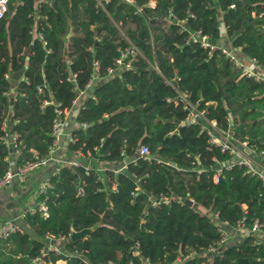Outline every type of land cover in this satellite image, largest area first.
<instances>
[{"label":"trees","instance_id":"obj_1","mask_svg":"<svg viewBox=\"0 0 264 264\" xmlns=\"http://www.w3.org/2000/svg\"><path fill=\"white\" fill-rule=\"evenodd\" d=\"M220 24L231 47L264 67V0H8L0 19V126L7 121L17 135L14 162L47 154L53 121H65L54 104L72 115L65 151L81 160L48 177L50 186L36 196L46 216L26 213L31 234L21 229L0 240V264H27L45 236L65 239L45 264H264L254 232L207 253L220 223L231 228L242 220L264 231V197L243 166L216 173L214 165L231 156L203 124L177 123L189 104L233 145L253 152L263 146L264 82L201 43L217 41ZM129 47L138 53L117 65ZM94 160L122 166L96 171ZM160 196L167 202L153 204ZM185 196L195 207L181 201ZM86 228L88 235L69 239Z\"/></svg>","mask_w":264,"mask_h":264},{"label":"built area","instance_id":"obj_2","mask_svg":"<svg viewBox=\"0 0 264 264\" xmlns=\"http://www.w3.org/2000/svg\"><path fill=\"white\" fill-rule=\"evenodd\" d=\"M7 2L8 0H0V19L2 18L3 13L6 10ZM38 38H40V35H38ZM201 43L202 45L209 46L210 48H213L214 46H216L215 44L211 45L210 41H207L205 38H201ZM217 47L220 48L221 53L229 61L233 62L236 66L240 67L241 71L245 73L247 76H250V75L254 76L256 80H260L264 82V78L251 74L249 71H247L241 66L238 58L235 55V50H239L238 48H233V47L228 48V47H221V46H217ZM137 53L138 52L135 48L129 47L120 54V57L115 60V63L121 66L123 64L122 59L125 56L129 55L132 58ZM253 63L256 66H258L254 61ZM124 65L127 66V64H124ZM93 66H96V62H93ZM107 73L111 74L112 71L108 69ZM96 75L97 74L93 73L90 76L88 86H87L89 87V89L92 87V85L96 81L97 79ZM74 76H75L74 73L69 72L66 80L69 82H73ZM37 90H39L38 87H37ZM81 94H83V92H79L78 95L80 96ZM43 103L46 104V103H51V102L45 101ZM76 103L77 102L75 100H72L71 105L74 106ZM186 106L189 108V113L187 115L186 120L194 119V117H198L202 121V124L204 125L203 128H205L210 141L218 145L221 151H227L231 156L230 159L233 160L232 163H236L238 165L243 166L247 170L248 173H250L251 175H255L259 179L260 187H261V194L264 197V143L260 149L254 152L245 148L244 143L233 145L229 140L228 132H225L219 129L218 127H216L214 121H205L204 118L202 117V112H196L193 109V107L190 106L189 104H187ZM54 113L56 117H58L59 114L61 113L64 115V117H66L67 115L70 114V111L63 110L61 112V110H59L56 107V104H54ZM0 128L3 132L6 131V128H7L6 121H3L1 123ZM65 129L66 128H65L64 121H60L58 118H56L53 121L52 126H51V132H50V135L52 136V142L45 156H42V157L34 156L33 159L26 160L22 162L21 164H15L11 162L10 160H8L7 157H5L4 159L7 162V165L5 166L3 172L0 174V189L5 187L12 181H15L16 183H21L28 173L45 165L47 162L53 160V153L55 152L56 149H58L61 141L64 140V142L66 143L72 140L71 136L68 134V132ZM16 136L17 135L14 131H13V134L10 140L6 138L5 134L1 135L0 142L4 145L9 144L13 152H15L17 150L16 145H15ZM238 145L241 146L242 149H239ZM147 153H148V150L145 146H140L138 148V155L146 157ZM71 155H72V159L70 160L64 161L63 163H59V161H57L59 164L58 166H56L53 174L51 175L56 174L58 172V169L63 165L75 166L77 163H79L81 159V154L78 153L77 151H73ZM219 169H215L216 173H218ZM100 170L102 169L96 168V171H100ZM48 177L38 185L37 194L44 192L45 188L50 186ZM214 180H216V177H214ZM80 192L81 190L78 189L77 193H80ZM159 201L165 203L167 202V199L163 196H160L159 200L157 201L153 200L152 203L157 204ZM37 204H38L37 208H31L28 211H23L19 213L18 219H23L26 213L32 214L36 210L39 211L43 217L46 216V208H45L44 203L40 201V202H37ZM257 227L258 225L256 223H253L252 228L248 229L247 227L243 225L242 220L236 221L235 225L231 228L228 227L225 222L220 223L218 224V231H219L220 237L217 241L208 245L206 251L208 254H211V255L215 254L218 251H220L221 248L225 244H227V242L229 241L234 242L239 237H242L244 235H247L253 232L256 233L253 243H261L264 246V231L261 232L257 230ZM20 230H21V227L17 219H6L0 222V240H4L7 237H9L12 233L20 231ZM44 240H45V243L43 247L39 250L37 255L28 259L27 264H45V256L49 252L58 254L60 252L61 245L65 239L62 236L57 237V238H53L51 236H45ZM105 264H112V263L107 262ZM145 264H148V263H145ZM172 264H183V261L177 258L175 262Z\"/></svg>","mask_w":264,"mask_h":264},{"label":"crops","instance_id":"obj_3","mask_svg":"<svg viewBox=\"0 0 264 264\" xmlns=\"http://www.w3.org/2000/svg\"><path fill=\"white\" fill-rule=\"evenodd\" d=\"M39 1L40 0H34L35 6ZM35 17L37 16L35 15ZM219 29H220V37L217 41H215V45L230 48L231 47L230 42L224 34V27L222 26V24H220ZM33 34H34V31H33ZM235 55L244 69H246L253 75H257V76L264 78V67L256 66L250 58L243 55L239 50H235ZM10 80H12V78H10ZM83 95L84 94H81L77 98L80 99ZM71 116L72 115L69 114L65 117L64 124H65L66 130L76 126V124L71 119ZM197 119L199 118L194 117V120H197ZM12 134H13L12 126L7 123L6 134H5L6 138L10 140L12 137ZM3 149L7 151L6 152L7 159L15 163L14 159H15L16 153L13 152V150L11 149V146L9 144H6L3 146L2 150ZM70 159H72V155L70 156L66 153L65 142L64 140H62L58 149H56L55 152L53 153V160L47 162L45 165L28 173L21 183H16L15 181H12L5 187L1 188L0 189V222L6 219H17L21 229L26 230L27 232L30 233L29 228L23 222V220L18 219L19 213L23 211H28L31 208H37L38 204L36 201V196H37L38 185L42 181H44L48 176L53 174L54 169L56 168V166H58L59 163H63L64 161H67ZM57 161H59V163ZM85 164H88V161H86ZM0 165H1V161H0ZM90 166H93L95 168H101L103 170L107 168L108 169L109 168L119 169L121 168L122 165L113 164V163H104V162H98V161L96 162L94 160V161H91Z\"/></svg>","mask_w":264,"mask_h":264},{"label":"water","instance_id":"obj_4","mask_svg":"<svg viewBox=\"0 0 264 264\" xmlns=\"http://www.w3.org/2000/svg\"><path fill=\"white\" fill-rule=\"evenodd\" d=\"M210 44H211V45H214L215 42H214V41H210ZM11 78H12L11 81H12V82H15V80L18 78V74H17V73H14V74L11 76ZM172 85H174V83H172ZM74 113H75V111L73 112V114H74ZM192 122H197V123L200 122V123H202V121H201L200 119H197V120H194V119H187V120L180 121V122H177V123H178V127H179V126H181V125H183V124H185V123H192ZM178 127H177L175 130H173L172 133H176ZM238 148H239V149H242V147L239 146V145H238ZM159 160L162 161V162H165V163H166V160H165L164 158H162V157H159ZM232 161H233L232 159H229V160L226 161L225 163L215 164L213 168H214V169H219L220 167H222V166H224V165H227V164L232 163ZM168 164H169V165H172L171 162H168ZM197 169H200V166H198ZM181 201H183V202H184L185 204H187L188 206L195 207V204H194V203L192 202V200L189 199L187 196H185L184 198H182ZM98 225H99V223L96 222V223L93 225V227H91V229L95 228V227L98 226ZM91 229H89V228L87 229V228H86V229H81V230H79V231H72V232L69 234V239H70L71 241H75V240L81 239V238H83L84 236L88 235ZM240 260L244 261L245 259H240Z\"/></svg>","mask_w":264,"mask_h":264}]
</instances>
